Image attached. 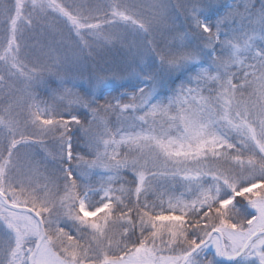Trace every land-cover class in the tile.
I'll return each instance as SVG.
<instances>
[{
  "label": "snow or ice",
  "instance_id": "obj_1",
  "mask_svg": "<svg viewBox=\"0 0 264 264\" xmlns=\"http://www.w3.org/2000/svg\"><path fill=\"white\" fill-rule=\"evenodd\" d=\"M0 264H264V0H0Z\"/></svg>",
  "mask_w": 264,
  "mask_h": 264
},
{
  "label": "rangeland",
  "instance_id": "obj_2",
  "mask_svg": "<svg viewBox=\"0 0 264 264\" xmlns=\"http://www.w3.org/2000/svg\"><path fill=\"white\" fill-rule=\"evenodd\" d=\"M87 2H95V0H87ZM141 5L146 6L150 0H137ZM173 3L176 0H172ZM183 22V17H181L180 21L177 22V28L179 29V24ZM62 26L57 25V29H60ZM67 33L65 32L64 38L61 37L59 31H49L45 30L43 34H41L38 29L34 33H29L26 36V43L29 45L28 51L35 53V50L31 48V45L41 43L45 46H51L56 51L54 56H59L61 60L65 57H68L69 60H75V57L79 56V48L77 46V42L75 39L68 40ZM159 37V34H158ZM168 39H171V35L167 36ZM109 55L112 57L107 58ZM114 57V58H113ZM33 56H30V59H33ZM83 66L76 67L73 69L71 75L78 82L82 83L84 87L89 86L90 78L94 76H103L105 79L103 83L97 88V92L102 93H110L115 87L120 88L121 85H126L124 89L127 91H131V88L127 86L128 73L125 68L124 62L130 59V54L126 47L117 44L116 47L108 46V47H95L92 55L89 57L87 50H85L83 56L80 57ZM99 62V63H97ZM100 66V67H99ZM119 71H125L123 74L120 73L117 75ZM105 72V73H104ZM63 74V73H62ZM115 77V79H113ZM92 84H95V79H92ZM122 89V90H124ZM75 91H79L75 90ZM114 121L115 117H111ZM39 159V157L37 158ZM179 191H183L184 189L179 188Z\"/></svg>",
  "mask_w": 264,
  "mask_h": 264
},
{
  "label": "trees",
  "instance_id": "obj_3",
  "mask_svg": "<svg viewBox=\"0 0 264 264\" xmlns=\"http://www.w3.org/2000/svg\"><path fill=\"white\" fill-rule=\"evenodd\" d=\"M110 57H112V55H109L107 58H110ZM114 58V57H113ZM97 63H99V62H97ZM123 63L125 64L126 62H124V60H123ZM100 67V66H99ZM123 70H125V68L123 69ZM123 71H119L118 73H117V75H119L120 73H122ZM105 73V72H104ZM125 73V71L123 72V74ZM126 87V85L124 86V87H120V88H114L110 93H105V92H102V93H99L101 96H118L121 92H124V91H127L126 89H124ZM79 88H77V89H75V90H78ZM122 89H124V90H122ZM80 90V89H79ZM94 180L95 179H98V178H96V177H94L93 178Z\"/></svg>",
  "mask_w": 264,
  "mask_h": 264
}]
</instances>
